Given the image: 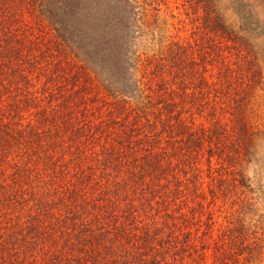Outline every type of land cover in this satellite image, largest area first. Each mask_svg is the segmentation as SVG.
<instances>
[{"label":"trees","instance_id":"1","mask_svg":"<svg viewBox=\"0 0 264 264\" xmlns=\"http://www.w3.org/2000/svg\"><path fill=\"white\" fill-rule=\"evenodd\" d=\"M162 1L0 0V264L263 261L264 0Z\"/></svg>","mask_w":264,"mask_h":264},{"label":"rangeland","instance_id":"2","mask_svg":"<svg viewBox=\"0 0 264 264\" xmlns=\"http://www.w3.org/2000/svg\"><path fill=\"white\" fill-rule=\"evenodd\" d=\"M167 2V3H166ZM161 8H162V15L165 18H168V26L169 29L171 30V32L178 37H183V36H187L189 35V31L188 29L190 28V20L186 15V8L185 6H183V1L182 0H163L160 4ZM259 7H258V11H259ZM257 10V9H256ZM260 14V18L261 20H263V16L261 11H259ZM174 15V16H173ZM179 19H186V28H183L179 23ZM175 24L176 28H174V26L172 24ZM264 28V25L261 27ZM255 41L258 45V47L260 49H264V38L261 37H254ZM262 96L257 99L258 103L260 104V109L258 110V113L256 112V114L252 117V122L254 123V125H257L260 127H264V91H261ZM221 203V202H220ZM219 207V206H218ZM218 207H214V209H216V213L221 214L220 210L218 209ZM248 216L250 218H252L255 223L257 220H259L258 224L259 226H262L264 228V203H259L258 205L255 206V208L251 209L249 211ZM218 220L221 222L222 220V216L220 215L218 217ZM224 220V219H223ZM213 236H205L203 238V242L207 245V249H206V253L207 254H211L212 252V248L214 246V241L217 235V232L215 230V232L213 233ZM261 239L262 243L264 245V233L261 232ZM260 239V240H261ZM259 240V241H260ZM212 262V258L209 257V263ZM243 262V261H242ZM255 262V263H253ZM250 263H244V264H264V259L262 262L259 261H253Z\"/></svg>","mask_w":264,"mask_h":264}]
</instances>
